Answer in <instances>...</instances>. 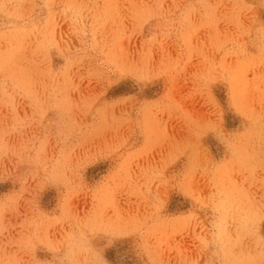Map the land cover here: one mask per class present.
<instances>
[{
  "label": "rangeland",
  "instance_id": "374dc122",
  "mask_svg": "<svg viewBox=\"0 0 264 264\" xmlns=\"http://www.w3.org/2000/svg\"><path fill=\"white\" fill-rule=\"evenodd\" d=\"M112 252L264 264V0H0V264Z\"/></svg>",
  "mask_w": 264,
  "mask_h": 264
},
{
  "label": "trees",
  "instance_id": "16d2710c",
  "mask_svg": "<svg viewBox=\"0 0 264 264\" xmlns=\"http://www.w3.org/2000/svg\"><path fill=\"white\" fill-rule=\"evenodd\" d=\"M109 257H110V260L115 264H132L126 259L123 260V259L117 258L114 252L110 253Z\"/></svg>",
  "mask_w": 264,
  "mask_h": 264
},
{
  "label": "bare ground",
  "instance_id": "6f19581e",
  "mask_svg": "<svg viewBox=\"0 0 264 264\" xmlns=\"http://www.w3.org/2000/svg\"><path fill=\"white\" fill-rule=\"evenodd\" d=\"M259 193V192H258Z\"/></svg>",
  "mask_w": 264,
  "mask_h": 264
}]
</instances>
